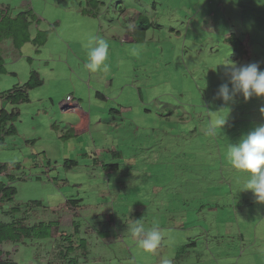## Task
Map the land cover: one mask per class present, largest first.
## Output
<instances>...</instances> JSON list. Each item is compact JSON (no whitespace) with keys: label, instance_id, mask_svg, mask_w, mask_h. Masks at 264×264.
<instances>
[{"label":"rangeland","instance_id":"1","mask_svg":"<svg viewBox=\"0 0 264 264\" xmlns=\"http://www.w3.org/2000/svg\"><path fill=\"white\" fill-rule=\"evenodd\" d=\"M100 1L90 17L79 12L84 0H0L11 15L36 14L32 37L48 29L38 51L30 42L19 50L9 39L0 44V91L26 81L32 69L42 79L16 105V133L0 144V163L21 165L8 170L14 203L25 210L39 200L44 207L28 211L31 223L56 221L84 238L77 264H264V202L244 189L249 174L227 156L230 143L264 124V96L237 94L227 103L217 96L227 64L264 70V0ZM138 14L151 26L144 39L126 40ZM228 35L244 44L242 60H232ZM93 36L109 44L106 71L85 68ZM77 110L91 116L87 129L60 138ZM69 199H80L75 209L66 207ZM135 224L160 232L155 251L139 245ZM56 238L1 249L17 264H57Z\"/></svg>","mask_w":264,"mask_h":264},{"label":"trees","instance_id":"2","mask_svg":"<svg viewBox=\"0 0 264 264\" xmlns=\"http://www.w3.org/2000/svg\"><path fill=\"white\" fill-rule=\"evenodd\" d=\"M103 2L100 0H84V4L80 5L79 12L83 16L96 17L100 4ZM7 7L0 6V44L9 39L12 47L15 50H19L23 44L32 43L38 48L42 46L46 40L48 29H36L35 35L32 37L29 33L31 24H38L36 14L31 9L20 11L14 15L9 14ZM146 21L145 23H143ZM57 24V23H56ZM151 26V23L145 16L138 14L133 21L131 27L124 29L127 32V37L134 42L144 39V31ZM233 49L231 58L234 61L242 60L247 50L244 47L242 41L234 35H228L225 38ZM140 42V41H139ZM4 59L0 53V73L5 72ZM42 84V79L39 73L32 69L29 71V75L26 81L21 84H14L11 88L0 91V144L3 143V139L7 135L16 133L14 121L19 116V111L16 105L28 102V91L32 88L38 87ZM97 97L102 98V94L96 93ZM6 105H10L11 108L7 109ZM110 111H118L115 108H110ZM69 131L64 132L60 138L69 137ZM118 154L117 151L112 152ZM96 159V158H95ZM100 163L102 169L106 168V164L102 163L99 159H96ZM73 164L74 160H70ZM65 165L68 164L65 162ZM21 165L18 163H0V175L6 176L7 181H0V264H17L12 261L9 252L6 253L1 249V245L6 242L18 243L24 239H46L51 236L57 235L55 242V255L59 263L57 264H77V256L84 254H76L78 249L84 250L86 247V241L80 237L74 239L76 234L65 232L64 229H59L56 221H35L30 222L28 211H31L32 207H44L39 200H32L25 204L26 209L21 210L23 207L14 203V195L16 194V188L11 185L13 180L12 174L8 172L10 167L12 169H18ZM112 166L115 169V165ZM80 199L66 200V207L68 209H75L76 202ZM69 205V206H68ZM75 253V255L73 254ZM46 264H49L48 262Z\"/></svg>","mask_w":264,"mask_h":264},{"label":"clouds","instance_id":"3","mask_svg":"<svg viewBox=\"0 0 264 264\" xmlns=\"http://www.w3.org/2000/svg\"><path fill=\"white\" fill-rule=\"evenodd\" d=\"M126 38L127 36H125ZM87 48L85 68L93 73L106 71L108 69L106 61L109 57L108 42L103 38L93 36L90 38ZM225 70L229 75L228 82L221 84L217 92V96L224 102L233 101L237 94H241L245 100L253 96H264V70H260L257 63L236 65L232 62L226 65ZM70 100L68 96L65 98V101ZM60 105L66 108L70 104L61 102ZM76 106L77 102H74L69 109L76 110ZM225 120L226 117L218 120L215 125H211L207 129V133L213 134L216 127L221 129ZM227 156L232 167L249 174L244 189L251 190L258 202H264V124L248 133L239 143H230ZM131 231L135 236L142 235V239L138 243L145 251L153 252L161 244V234L155 228L145 230L143 224H135Z\"/></svg>","mask_w":264,"mask_h":264},{"label":"crops","instance_id":"4","mask_svg":"<svg viewBox=\"0 0 264 264\" xmlns=\"http://www.w3.org/2000/svg\"><path fill=\"white\" fill-rule=\"evenodd\" d=\"M91 116L89 113L82 112L80 110H77V120L74 123L67 124L68 131H69V137L73 135H78L79 133L83 132L87 129V126L90 124ZM98 123V122H94ZM83 125V126H82ZM67 137L66 139H68Z\"/></svg>","mask_w":264,"mask_h":264}]
</instances>
